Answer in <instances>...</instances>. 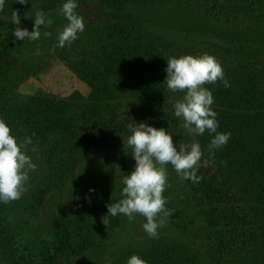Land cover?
<instances>
[{
  "label": "trees",
  "instance_id": "16d2710c",
  "mask_svg": "<svg viewBox=\"0 0 264 264\" xmlns=\"http://www.w3.org/2000/svg\"><path fill=\"white\" fill-rule=\"evenodd\" d=\"M21 2L4 0L0 8V119L18 141L32 137L27 154L36 169L29 173L20 199L0 203V257L13 252L0 264H126L133 254L147 264H264V60L241 55L220 60V43L208 49L201 27L192 32L187 23L194 11L203 21H215L233 33L264 30V0H76L85 29L64 47L56 46L57 34L67 23L59 11L63 0ZM37 10L51 20L40 26V42L85 82L87 95L16 93L31 70L16 66L28 40H17L12 33L17 27L31 31ZM236 43L232 49L240 53L243 44ZM203 53L220 62L229 83L204 85L214 99L217 131L231 134L211 157L207 131L193 136L173 115V104L184 93L171 92L163 83L169 57ZM133 122L166 129L177 148L199 141L201 179L182 180L166 165L168 193L177 194L179 207L189 215L165 204L172 226L166 235L135 242L113 259H99L101 246H94V233L111 234L108 226L114 220L106 206L120 199L109 191L103 199L77 188L91 161L114 157L121 166ZM80 193L87 206L78 201ZM55 196L68 217L64 223L41 226L35 216Z\"/></svg>",
  "mask_w": 264,
  "mask_h": 264
},
{
  "label": "clouds",
  "instance_id": "9594fccd",
  "mask_svg": "<svg viewBox=\"0 0 264 264\" xmlns=\"http://www.w3.org/2000/svg\"><path fill=\"white\" fill-rule=\"evenodd\" d=\"M3 6L4 0H0V8ZM77 7L76 0H63L61 3L59 11L67 23L57 34V47L70 45L78 38V33L84 31L85 18L77 14ZM12 19L19 25L15 11H12ZM46 24H51V20L47 19L42 10H37L31 31L17 27L12 34L17 40L36 41L40 38V26ZM35 54H39L38 48ZM164 72L166 75L163 83L166 87L171 92L184 93L173 104V115L182 120V127L193 136H202L207 131L211 137L207 146L211 157L214 150L227 144L231 135L217 131V113L211 107L214 99L211 91L204 87L207 83L217 81L225 87L229 86L222 65L208 53L182 55L169 57ZM128 128L130 135L125 143L131 149L134 167L122 178V198L106 206L107 215H123L131 221L139 214L145 218L141 225L144 233L149 238H156L158 228L166 224L171 214V210L165 207L166 199L162 195L167 187L166 165H171L182 180L198 183L201 176L197 175V171L203 152L197 140L177 148L173 136L164 128L157 129L144 122H133ZM10 131L7 123L0 119V203L20 199L26 191L29 173L36 169V164L27 154L28 146L33 143L32 137L25 136L18 141ZM32 150L35 151L34 148ZM126 264H147V261L133 254L126 260Z\"/></svg>",
  "mask_w": 264,
  "mask_h": 264
},
{
  "label": "rangeland",
  "instance_id": "374dc122",
  "mask_svg": "<svg viewBox=\"0 0 264 264\" xmlns=\"http://www.w3.org/2000/svg\"><path fill=\"white\" fill-rule=\"evenodd\" d=\"M152 13L153 11H146L145 15H151ZM177 15L180 14L177 13ZM5 19L8 18L5 17ZM187 23L190 25V30L192 32L197 31V27L199 32L201 27L204 33L201 40L205 41V44L208 45V49L211 50L213 45L220 43V49L223 51L222 54H220V60L230 59L235 55L250 58L255 56L264 60L263 29L254 28L250 31L242 30L234 31L235 33H233V30L224 26L220 27L221 25L215 21H203L202 17L197 15L194 11L188 13ZM180 25L181 24H178V26ZM41 40L40 36L36 41H26L27 43H25L26 47L23 48L25 54L22 55L16 66L18 68L29 67L31 71L30 74L18 84L16 93L23 97L36 92L62 97L75 92L82 96L87 95L88 87L85 82L78 78L63 62H61V60L49 55V48H47L43 42H40ZM234 42H241L243 44L244 48H242L240 53L232 49ZM37 48L39 49L38 55L35 54ZM208 49L207 51H209ZM28 63H30V66ZM133 167L134 160L132 159L130 148L126 149L124 152L121 166L119 165V161L114 157H110V159L106 161H91L80 177L77 191H82L84 193L86 191L88 194L90 193L89 189H92L97 195L99 194V197H103V199L107 198L104 194H107L109 191L113 199H121V189L123 187L122 178L127 175ZM98 187H101L103 191H98ZM170 187L171 185L167 183L164 193H168V188ZM78 197L80 203L85 206L88 205V202L84 200L85 196L83 193H80ZM165 199L167 205L180 209L185 215H189V210L179 207V199L174 191H170ZM104 201L107 200L105 199ZM61 205H63V201H60L57 196L45 200V203L43 206L41 205L38 214L35 216V222L38 221L41 226L45 224L53 225L62 223V219L65 218V215L68 217V213L66 214V211L64 212ZM112 219L114 220L113 224H109L108 226L111 229V234L109 231H103L107 229V226L100 227V230L103 232L94 233L99 237L97 239L96 236H94V246H101V250L98 253L99 259H113V256L118 250L129 247L135 242L141 243L144 240L150 239L141 228V225L145 222L143 216L137 214L131 221L123 215L112 217ZM171 227L172 226L166 222L163 227L158 228V236H164V234L167 233L166 231L171 230ZM172 236L176 237V235L174 236L173 234ZM97 241H99V243ZM1 255L0 261L12 257L13 252L12 255L10 253Z\"/></svg>",
  "mask_w": 264,
  "mask_h": 264
}]
</instances>
